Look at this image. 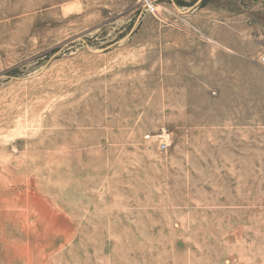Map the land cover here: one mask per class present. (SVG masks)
Listing matches in <instances>:
<instances>
[{
	"label": "rangeland",
	"instance_id": "rangeland-1",
	"mask_svg": "<svg viewBox=\"0 0 264 264\" xmlns=\"http://www.w3.org/2000/svg\"><path fill=\"white\" fill-rule=\"evenodd\" d=\"M150 1L0 0V264H264V0Z\"/></svg>",
	"mask_w": 264,
	"mask_h": 264
},
{
	"label": "built area",
	"instance_id": "built-area-1",
	"mask_svg": "<svg viewBox=\"0 0 264 264\" xmlns=\"http://www.w3.org/2000/svg\"><path fill=\"white\" fill-rule=\"evenodd\" d=\"M142 1H146V2H148V6H149V8H150L151 11H153V10L155 9V6L151 3L150 0H142ZM260 61H261L262 63H264V53L261 54V56H260ZM148 137H150V136H148ZM166 147H167V145H166L165 143H162V144H161V149L165 150Z\"/></svg>",
	"mask_w": 264,
	"mask_h": 264
}]
</instances>
